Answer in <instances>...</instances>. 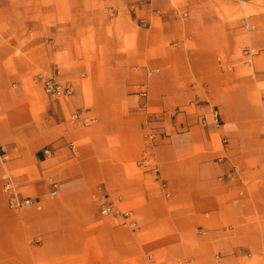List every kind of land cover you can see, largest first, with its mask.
<instances>
[{
    "label": "crops",
    "instance_id": "obj_1",
    "mask_svg": "<svg viewBox=\"0 0 264 264\" xmlns=\"http://www.w3.org/2000/svg\"><path fill=\"white\" fill-rule=\"evenodd\" d=\"M228 1L0 0V264H264V11Z\"/></svg>",
    "mask_w": 264,
    "mask_h": 264
},
{
    "label": "built area",
    "instance_id": "obj_2",
    "mask_svg": "<svg viewBox=\"0 0 264 264\" xmlns=\"http://www.w3.org/2000/svg\"><path fill=\"white\" fill-rule=\"evenodd\" d=\"M242 1V0H239ZM131 9L135 11V5H131ZM159 11V9H157ZM141 24H147L148 21L146 19H141ZM242 54L247 55L249 57L253 56L255 54V49L251 47L250 45H244L242 47ZM39 80L42 84V89L44 93L49 96L50 98H61V97H70L74 93L73 85L69 80L63 79L59 76V71L55 70L50 73H42L39 75ZM79 115L78 111L73 112V116L77 117ZM213 121L216 125H219L221 123L220 121V115L217 109H213L211 112ZM93 120V119H92ZM203 122H206V120H203ZM46 152L49 150L46 149ZM153 170L155 172L158 171V167H153ZM8 188V186H5ZM56 185H54V189L51 191L52 195L56 194ZM32 202V198L26 197V198H18L16 195L12 194L9 198V204L11 206H24L29 205ZM101 213L103 214H116L120 213L122 214L124 219H127L130 216V210H122L120 211L118 207L114 203V199H112L109 195H106V193L103 194V200L101 202ZM129 223L136 227V221H129Z\"/></svg>",
    "mask_w": 264,
    "mask_h": 264
},
{
    "label": "rangeland",
    "instance_id": "obj_3",
    "mask_svg": "<svg viewBox=\"0 0 264 264\" xmlns=\"http://www.w3.org/2000/svg\"><path fill=\"white\" fill-rule=\"evenodd\" d=\"M228 2H230V1H228ZM230 3H232V6H227L226 4H229V3L224 4V2H222L223 9L225 11H227V13L238 14V16L239 15H242V14L249 15V14H252V13L259 12V11H264V0H242V1H239V0H234L233 1L232 0ZM130 9H131V6H130ZM244 45H248V44L247 43H243V44H240L239 45V47H238V52L239 53L240 52L242 53V47ZM255 50H257V49H255ZM55 70H58V69H54V70H51V71H40L39 75L42 74V73H50V72L55 71ZM31 88L36 89V87H34V86H32ZM37 89H38V87H37ZM215 109H217V108L215 107ZM219 115H220V113H219ZM223 143H225V142H223ZM1 185H2V183H0V186ZM104 193H106V195H109L117 203L116 198H115V195L110 194L108 192H105L103 189L100 192V195L98 197V201H100V203L103 200V194ZM117 205H118V203H117ZM116 214H114V215H116ZM243 257L244 258H239V264H242L243 260L246 262V259H248L246 256H243Z\"/></svg>",
    "mask_w": 264,
    "mask_h": 264
}]
</instances>
